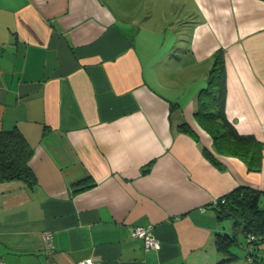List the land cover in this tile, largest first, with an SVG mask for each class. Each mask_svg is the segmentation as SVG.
<instances>
[{
  "label": "crops",
  "instance_id": "1",
  "mask_svg": "<svg viewBox=\"0 0 264 264\" xmlns=\"http://www.w3.org/2000/svg\"><path fill=\"white\" fill-rule=\"evenodd\" d=\"M220 48L225 114L260 142L259 171L194 118ZM13 128L36 183L0 182L5 264H246L245 235L211 207L264 192V0H0V130Z\"/></svg>",
  "mask_w": 264,
  "mask_h": 264
},
{
  "label": "trees",
  "instance_id": "2",
  "mask_svg": "<svg viewBox=\"0 0 264 264\" xmlns=\"http://www.w3.org/2000/svg\"><path fill=\"white\" fill-rule=\"evenodd\" d=\"M226 70L222 48L215 51L207 74L206 86L200 91L198 109L194 114L197 124L210 136L213 149L220 154L234 156L244 162L248 171H259L262 165V147L253 136L240 135L225 114ZM175 107L172 104L171 108ZM179 129L197 138L192 128L182 123ZM204 155L216 164V159L208 148ZM33 148L17 129L0 130V182L19 180L33 186L36 177L29 166ZM151 164L148 165V168ZM147 168V169H148ZM78 181L76 184H80ZM218 219L232 220L234 228H240L252 251L246 253V264H264L259 253L264 243V192L245 186L235 188L220 197L211 207ZM233 236L223 235L218 240L219 250L228 252ZM251 257L248 262L247 258ZM222 260L218 264H223Z\"/></svg>",
  "mask_w": 264,
  "mask_h": 264
},
{
  "label": "built area",
  "instance_id": "3",
  "mask_svg": "<svg viewBox=\"0 0 264 264\" xmlns=\"http://www.w3.org/2000/svg\"><path fill=\"white\" fill-rule=\"evenodd\" d=\"M132 235L138 238H141L144 241V247L146 250L149 249H157L159 247V242L152 236L149 228L137 227L132 230ZM44 239L46 242V247L50 248L52 246L51 236L50 234H45ZM253 239L252 236H249L245 239V244L247 248V252L252 251L251 245H247ZM247 261H251V257L247 258ZM0 264H5L4 261L0 257ZM79 264H93L91 260H83L80 261Z\"/></svg>",
  "mask_w": 264,
  "mask_h": 264
},
{
  "label": "rangeland",
  "instance_id": "4",
  "mask_svg": "<svg viewBox=\"0 0 264 264\" xmlns=\"http://www.w3.org/2000/svg\"><path fill=\"white\" fill-rule=\"evenodd\" d=\"M184 13H185V12H184ZM183 16H184V14H183ZM204 86H206V82H204ZM222 222L226 225L227 229H228L230 232L233 231V223H232V220L224 219ZM237 236H238L239 238H240V236H241V233H240L239 231L237 232ZM243 243H244V242H243ZM244 245H245V244H244ZM237 251L240 252L239 249H237Z\"/></svg>",
  "mask_w": 264,
  "mask_h": 264
}]
</instances>
